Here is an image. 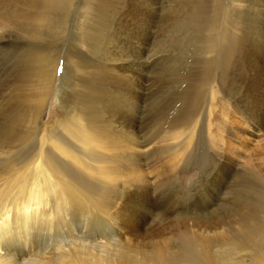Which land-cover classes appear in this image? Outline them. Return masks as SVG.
<instances>
[{"label":"rangeland","instance_id":"374dc122","mask_svg":"<svg viewBox=\"0 0 264 264\" xmlns=\"http://www.w3.org/2000/svg\"><path fill=\"white\" fill-rule=\"evenodd\" d=\"M118 1V6L114 5L118 11L106 14L108 24H99L95 29L102 37L111 33L112 39L106 44H112L113 56L104 50H79V41L85 38V22L74 9L64 24H59L62 30L54 24L45 30L44 36H35L31 26L17 23L0 27V137L5 144L0 153V185L6 184L7 176L2 173L11 162H25L37 150L31 123L21 116L19 120L15 114H23L18 96L37 93L33 83L42 67L31 66L43 49L49 51V60L58 58L42 115L48 128L54 129L64 108H70L84 96L85 84H109L105 89L110 87L115 91L113 97L121 99L115 110L119 107L117 112H121L124 126L131 124L137 143L148 142L150 146L134 153L143 174L133 180L120 179L112 187V183L98 179L85 181L87 175L81 171L68 170L82 177L92 192L105 191L101 200L106 201L103 203L107 213L100 214L87 206H70L63 210L67 215L62 210L54 213L55 228L49 227L53 230L42 225L30 230V248L24 249V239L17 240L15 234L13 241H8L15 240L19 252L24 249L19 256L28 258V264H42L43 256H52L59 244L76 248V255L83 257H90L86 254L91 252L94 258L98 253L105 260L125 257L122 261L135 264H163L168 246L184 242L181 235L188 241L204 237L215 257L230 259L228 244L240 240V233L233 232L242 225L239 217L246 200L260 197L253 205L256 212L264 198V144L261 137L249 135L253 127L260 125L264 109V0H148L141 5L147 12L146 18L141 10L127 18L123 13L126 7L122 8L124 0ZM126 18L127 23L122 26ZM73 55L74 60L81 58L84 62L82 69L68 61ZM112 59L113 69L109 66ZM118 69L128 76L122 77L120 83L116 80ZM94 71L95 81L89 85L90 73ZM131 78L137 83H131ZM14 79L15 83L9 82ZM25 81L29 84L24 85ZM45 85L37 91L43 92ZM25 105L33 107V102ZM10 121L16 122V135L10 129ZM22 130L31 132L30 139L25 140ZM34 166L28 163L25 176ZM107 183L111 187L108 190ZM15 205L10 200L0 210V226L5 227V222L13 227L20 223L19 216L25 211ZM258 218H249V223L259 224ZM192 232L196 233L194 238L190 236ZM209 236H213L214 243L208 242L213 241ZM98 241L103 242L101 248H93ZM193 261L198 263V258Z\"/></svg>","mask_w":264,"mask_h":264},{"label":"bare ground","instance_id":"6f19581e","mask_svg":"<svg viewBox=\"0 0 264 264\" xmlns=\"http://www.w3.org/2000/svg\"><path fill=\"white\" fill-rule=\"evenodd\" d=\"M143 1H148V0H124L123 1L124 3L122 2L123 3L122 8L126 7V10L123 11V13L126 14V17L127 18L133 17L137 11L141 10L146 13L144 15L146 18V16H148L147 12L145 11L144 8L141 9V5ZM118 4H119L118 0H0V27L2 29L11 23H17L19 25H24V26H31L32 27L31 31L36 36L38 33L39 34L45 33V30H47V28L53 26L54 24H56V26L58 27L59 24L60 25L64 24L67 17H69L70 12L72 11V9H74L75 14L77 16L84 18L83 19L85 22L84 31H86L84 34L85 40L83 39V37L81 40L79 39L80 40L79 44L81 45V47L79 46L80 49L79 48L78 49L81 52H85V51L90 52V50H93L92 52L95 51L97 53L104 50V52L108 53L109 55H112V53L114 52V50L112 49V44H106L109 39H112L111 33L106 32L107 35L102 37L98 35L99 32H97L95 29L99 24H103V25L108 24L107 22L108 20L106 19V14L109 11L117 10L118 7H114V5L118 6ZM127 18L126 21L123 22L122 26L127 23ZM129 26L131 27V24ZM80 30L83 31L82 28H80ZM130 31L132 32L133 28H131ZM57 33L64 34V32H60V31ZM79 37L81 38V36ZM13 40L14 39H12V41ZM10 43L12 42L10 41ZM47 51L48 50L46 49H43V51H39L38 55H36L35 57L34 62L32 63L33 65L31 66V69L36 67H42V70L38 75L36 82L33 83L37 93L33 95L32 93L27 92L23 95L18 96L17 98V101L22 103L21 109L23 110V114L22 115L15 114L17 117L16 116L14 117L19 118V116H21L24 119V121L29 122V124L31 123L30 129L33 131L34 134H36L35 137L37 138L38 145L34 155L35 158L32 157L27 161L20 163L11 162V164L9 163L11 166L8 167V169L4 170L3 172L4 174L2 173V175L7 176V178L4 176L3 177L5 180L7 179L8 181L6 180L7 181L6 182L4 180L6 184L0 185V210H3L8 204V201L11 200L12 203H14V205L16 204L17 207L19 206L20 208H23L25 212L22 213L24 214L22 217L19 216L20 223L18 225H15L14 227L12 223H11L12 227H10L11 224L8 225V222H5L6 226L3 227L4 224H2L1 222L2 225L0 226V264H28V260H29L28 258L27 259L24 257L22 258L21 257L22 255L19 256V254L21 253L23 254L22 251L26 249L25 247H29V243H28L29 237H27V235L30 234V232L32 231L31 229L33 230L34 228L37 229L39 228L38 226L40 225H42L41 227L45 226L48 228L49 227L55 228L54 226L55 221L53 215L55 216L54 213L56 212H60L61 210H62L61 212H63L65 208L66 209L68 207L70 208V206H74V208L75 206H81V208L82 206L83 207L87 206L88 208L98 210L97 212H99L100 214L105 213L108 209L106 210L107 207L103 202L106 201L101 200L103 198L102 194L105 191L102 192L100 189L98 192L94 193L86 187L85 183L87 182L85 181L87 180L91 181V179L93 180L98 179L99 182L112 183L111 184L112 187L114 183L116 184L117 182L118 184V181L121 182L120 179L133 180L135 179L134 177L139 178L137 176L142 173V169L140 168L139 164L135 162L134 153L135 152L137 153V151L143 152L149 146L148 142L143 144L137 143L136 139L134 138L133 127L131 124L128 123L129 125L124 126L123 122L125 120L124 118L122 119V117H120L121 112L120 113L119 111L117 112L119 107L117 108V110H115V107L119 106L118 102L119 104L121 103L120 102L121 99L118 100V97H113L114 95L113 93L115 91L112 92L110 90V87L108 89H105V87L109 84H106L104 87L102 86L93 87L92 84L90 85V83L95 81V78L93 77L96 75L97 71L90 73V78L92 77V79L88 81L90 86L86 84L84 85L86 86L84 96L81 97L79 100H77L76 103L70 108L67 107L64 108V113L61 117V120L56 121V126H54L55 127L54 129L51 130L50 128H48L46 124L43 123L44 121L42 120V115L44 112V106L48 101L51 93V88L53 85L52 81L54 80L55 77L54 73L56 70L55 64L58 62V58L55 57L53 60H49ZM71 57L72 58H70L68 61L74 64L76 68L82 69L84 62H82L81 58L79 60H74L73 59L74 55ZM113 59H112V63L109 65L111 66V68L113 67ZM114 67H118V65ZM52 70H54L53 73ZM121 71H122L121 69L117 70V79H116L117 83H120L122 77L125 78L128 77L126 75L121 74L122 73ZM131 80H132L131 83H137V81H135L134 78H131ZM15 81L16 80L14 79L9 82L13 84L15 83ZM44 83H46V85L43 88V92L37 91V89L40 88V86H42ZM28 84H29L28 81L24 82V85H28ZM33 84L31 86H33ZM127 100H129V98H127ZM26 102L27 103L33 102V107H29L25 105ZM122 105H124V103ZM15 123L16 122L12 121L9 124V126L11 125L10 129L13 132L15 130L13 129ZM22 125H18L16 127L20 126L21 128ZM116 129L120 131L121 134H117L116 132L118 131ZM17 130L20 129L18 128ZM17 130L16 133L18 135L20 133H18ZM23 131L24 130H22L21 134L25 138V140L30 139L31 132H27L26 130L25 132ZM249 135L252 138L261 137V140L264 144V109H263L260 125L258 127L256 126L253 127V131L249 132ZM2 139L0 137V153L4 152L2 148L5 147L4 146L5 144L3 145V143L1 142ZM122 151H126V153L124 154L126 155V157L123 155ZM263 151H264V147H263ZM29 162H32L35 166L32 168V170H30V172L27 171V173L29 172L27 174L29 176L27 175L25 176L24 171L26 167H28ZM70 169L78 170L79 172L81 171V173H83L85 176L87 175L88 177L86 176V178H84L86 180L83 181L82 177L79 178L78 175L69 172L71 171ZM83 174H81V176ZM262 175L264 180V162H263ZM96 181L95 183H97ZM108 183L106 184L107 187L106 188L104 187L105 189L111 188L108 187L110 185ZM99 184H103V183H99ZM109 193L111 192L109 191ZM257 201H260V197L258 198L249 197L245 202L242 213L240 214L239 217V221L240 223H242V225L240 224V228H238V230L236 228V231L233 232L234 234L236 232H237L236 234L240 233L239 234L241 236L239 237L240 240L235 242H230V244L227 243L228 245H230L229 251L231 250L230 259L226 257L224 258L215 257L211 253L209 249L210 247L207 246V241H205L204 237L197 238L195 237L196 233L192 232L193 234L191 233L190 236H193L195 234V236H193V238L195 237V239L192 240L187 235L188 233L186 232L187 233L186 235L193 242L191 243V240L190 241L185 240V237L181 235L182 241H184L183 243L172 246L167 245L168 248L166 249V251L165 252L162 251L165 253L163 264H264V198L261 204L259 205L257 211L255 212L253 210V205ZM35 204L36 207H34ZM252 215L259 217L258 220L261 221L259 222L258 220H256L258 221L259 224H256L254 222L253 224L249 223L250 222L249 218L250 220L251 217L253 219ZM15 217L18 218V216H14V219ZM8 218L10 219L11 216ZM9 219L7 220L10 221L12 218L10 220ZM254 219H256V217ZM19 221L16 220V222ZM237 224H239L238 221ZM185 231H187V229L184 230V232ZM184 232L182 231V234ZM213 233L215 232L213 231ZM13 234H15L16 237H19L17 238V240H19L20 238L24 239L23 240L24 245L21 244V246H24L23 247L24 249L21 250V252H19L20 250L16 249L17 247L15 240H14L15 243L8 241L9 238H11V240L12 238H14L15 235ZM232 238L230 237L229 240L231 241ZM236 238H238V236H236ZM211 239H213V241L212 240L209 241L210 239L209 240L207 239L208 242L214 243L215 239L213 238V236L211 237ZM225 239L226 238H224L223 241ZM217 241H215V243ZM102 243L101 242L97 243L98 246L94 245L93 248L95 249L97 247L101 248ZM217 244L216 245L214 244V246L216 247ZM34 245L35 244H33L32 246ZM209 245L211 246V244ZM86 248L87 247H85V249ZM56 249H57L56 253H54L52 256L44 254L46 256H43L44 259L43 261L41 260L40 262H42V264H135L132 262L134 260H131L132 263L128 261L127 262L122 261L123 259H126L125 257H123L122 260L121 259L118 260V258L116 257L118 261L105 260L104 256L102 254H98L97 252L94 258V255H92L93 253L91 252L87 253L85 250H84L85 253H87L86 255L91 254V256L93 257L91 256L85 257V255L84 257L78 256L74 251L76 250V248L72 249L71 246L66 247L61 244H59ZM81 250L82 249L80 248V251L79 250L78 251L81 252ZM213 250L216 251L217 249L213 248ZM158 255H160V253ZM126 257L128 259V256ZM160 257H158L159 261H160ZM196 258H198V263L193 261V259Z\"/></svg>","mask_w":264,"mask_h":264}]
</instances>
